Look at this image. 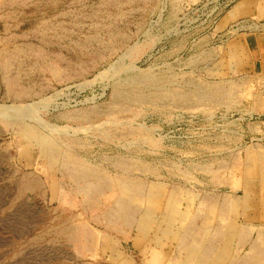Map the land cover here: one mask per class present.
Instances as JSON below:
<instances>
[{
	"label": "rangeland",
	"instance_id": "374dc122",
	"mask_svg": "<svg viewBox=\"0 0 264 264\" xmlns=\"http://www.w3.org/2000/svg\"><path fill=\"white\" fill-rule=\"evenodd\" d=\"M240 1L0 0V264H264Z\"/></svg>",
	"mask_w": 264,
	"mask_h": 264
},
{
	"label": "crops",
	"instance_id": "0c3cea01",
	"mask_svg": "<svg viewBox=\"0 0 264 264\" xmlns=\"http://www.w3.org/2000/svg\"><path fill=\"white\" fill-rule=\"evenodd\" d=\"M232 11L228 21L249 16L264 19V0H242Z\"/></svg>",
	"mask_w": 264,
	"mask_h": 264
},
{
	"label": "bare ground",
	"instance_id": "6f19581e",
	"mask_svg": "<svg viewBox=\"0 0 264 264\" xmlns=\"http://www.w3.org/2000/svg\"><path fill=\"white\" fill-rule=\"evenodd\" d=\"M98 78H99V76H98ZM103 80V79H102ZM96 82V81H95Z\"/></svg>",
	"mask_w": 264,
	"mask_h": 264
}]
</instances>
